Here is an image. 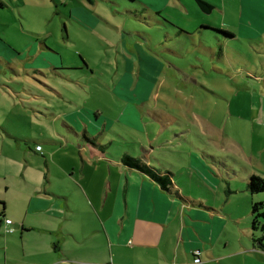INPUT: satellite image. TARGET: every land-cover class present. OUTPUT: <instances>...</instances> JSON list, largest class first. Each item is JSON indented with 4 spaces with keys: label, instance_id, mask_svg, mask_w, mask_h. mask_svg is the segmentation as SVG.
Instances as JSON below:
<instances>
[{
    "label": "rangeland",
    "instance_id": "1",
    "mask_svg": "<svg viewBox=\"0 0 264 264\" xmlns=\"http://www.w3.org/2000/svg\"><path fill=\"white\" fill-rule=\"evenodd\" d=\"M207 1L210 14L193 0H0V264H114L101 187L113 179L78 149L84 130L134 158L143 143L199 195L182 183L190 159L230 218L222 264H264L244 215L249 174L264 175V0ZM80 109L77 135L63 115Z\"/></svg>",
    "mask_w": 264,
    "mask_h": 264
},
{
    "label": "crops",
    "instance_id": "2",
    "mask_svg": "<svg viewBox=\"0 0 264 264\" xmlns=\"http://www.w3.org/2000/svg\"><path fill=\"white\" fill-rule=\"evenodd\" d=\"M248 1L242 0V3H248ZM38 56H42L43 61L48 59L46 55L38 53ZM53 65L54 62L52 61L49 68ZM32 66L40 70L47 69L44 66ZM143 66L144 69H141V73L145 74V64ZM28 69H32V67ZM131 69L133 71V67ZM41 75L44 78L46 77L45 74ZM142 84L143 81L139 77L138 82L134 84L135 90ZM48 87L46 88L52 94L54 86L48 85ZM75 115L84 121L85 118L83 119V117L87 116L88 118L89 114L80 109L79 113L73 110L71 115L67 113L63 115L66 117L65 126L71 132L76 133L80 130L78 122L71 127L67 124L69 122L67 117L71 116L74 118L73 120H76ZM105 129L106 126L103 125L102 130ZM102 130H98V133H101ZM85 133L89 140L82 144L77 143L78 149L80 148L84 152L90 159L91 164L97 167L103 165L106 168L107 177L113 179L112 184H109V180H107L101 185L104 198L107 199L112 196L115 201L114 204L108 206L107 213V224L112 232L111 235H108L103 227L101 231H96L97 234H100L104 230L108 237L110 262L114 264H191L192 262L194 264V252L200 251L198 256L200 260H202L200 256L204 254L206 257H210V260H216L217 263L222 264L226 257L224 254L226 247L222 252L218 251L219 254L214 251L220 247L219 240L222 233L226 232L227 222L229 221L226 214L228 213L224 209L212 208L207 205V201L218 198L217 187L219 184L217 182L210 181L208 174L195 167L189 159L190 170L186 169L187 177L182 180V183L185 187L189 186L190 182L196 183L200 193L196 195L184 191L178 185L170 169L160 162L161 157L156 154L153 158L151 150L144 149L145 146L140 143L143 155L136 158L160 175L167 172L172 174V184L165 191L147 175L130 169L121 163V156H131L129 152H111L107 149L108 145H112L111 143H100L97 140H91L92 138L96 139V136ZM76 134L78 135V133ZM136 152L141 153L139 150H136ZM250 175H258V173H250ZM258 176L264 178V175ZM227 186H230V182L227 183ZM228 191L231 194L230 197H232L233 192L229 189ZM248 195L245 197L248 212L244 215L248 219L249 225L246 223L242 229H246L248 225L250 230L251 205L255 202L264 201V193L256 196ZM103 204H105V201H103ZM96 210L99 211V206ZM2 225L6 226L5 223ZM94 245L99 247L98 242ZM252 248L259 250L258 244L253 243V241ZM261 252L263 253L264 250ZM188 257H191L192 260ZM179 258L180 261H178ZM184 258H186V261H184ZM60 264L65 263L61 261Z\"/></svg>",
    "mask_w": 264,
    "mask_h": 264
},
{
    "label": "trees",
    "instance_id": "3",
    "mask_svg": "<svg viewBox=\"0 0 264 264\" xmlns=\"http://www.w3.org/2000/svg\"><path fill=\"white\" fill-rule=\"evenodd\" d=\"M193 1L196 3L197 7L203 13L210 14L214 10V5L210 4L206 0H193ZM147 8L150 9L149 7H147ZM153 11H155L154 15L156 17H159L160 15H162V11H160V10H153ZM141 19L145 20L144 18H141ZM156 22H157L156 24H159L158 20H156ZM163 22L167 23L164 20H163ZM201 28L202 29H212L211 26H208V25L201 27ZM66 40H68V38ZM79 57H81V56H79ZM151 59L154 60L153 58H151ZM83 61L85 62L84 59H83ZM145 62H147V61H145ZM50 66H51V64H47L46 68L50 67ZM57 69H62V67L52 69V72H55ZM123 80L124 79H122L119 83L124 84ZM142 81H143L142 86H143V92H144L145 89L147 88V82L145 79H143ZM85 132H86V130H84L82 133L86 134ZM84 134H82V137H84L85 141L89 140ZM120 161L124 166H126L130 169H134V170H136L142 174L147 175L149 178H151L155 183H157L165 191H167L169 189V186L172 184L171 183L172 174L170 172H167L164 175H160V174L156 173L150 166L141 162L138 158H134V157H131L129 155L121 156ZM246 191L251 196L263 194L264 193V178L260 177L258 175H250L247 179ZM228 193H229V191H228ZM0 206H1L0 208H2V210H1L2 212H0V215H1L0 217H2L3 210H4L3 203H0ZM6 220H8V219H6ZM3 222L5 223V221H3ZM250 230L252 232L253 243H257L259 250L263 251L264 250V201L255 202V203H252V205H251ZM255 233L259 234L258 238H256L254 236ZM195 258H196V256H195Z\"/></svg>",
    "mask_w": 264,
    "mask_h": 264
},
{
    "label": "built area",
    "instance_id": "4",
    "mask_svg": "<svg viewBox=\"0 0 264 264\" xmlns=\"http://www.w3.org/2000/svg\"><path fill=\"white\" fill-rule=\"evenodd\" d=\"M36 150H37V151H40V148H39V147H36ZM5 224H6V225L11 224L10 220H5ZM194 255L196 256V258H194L193 263H194V264L200 263V260H199V258H198V256H199V251H195V252H194Z\"/></svg>",
    "mask_w": 264,
    "mask_h": 264
}]
</instances>
